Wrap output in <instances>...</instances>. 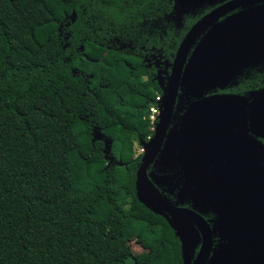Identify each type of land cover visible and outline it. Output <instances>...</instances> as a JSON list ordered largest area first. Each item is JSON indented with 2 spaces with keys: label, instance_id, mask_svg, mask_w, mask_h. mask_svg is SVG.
Instances as JSON below:
<instances>
[{
  "label": "trees",
  "instance_id": "1",
  "mask_svg": "<svg viewBox=\"0 0 264 264\" xmlns=\"http://www.w3.org/2000/svg\"><path fill=\"white\" fill-rule=\"evenodd\" d=\"M175 1L0 0V264H182L135 193L162 93L142 55L171 62L198 19Z\"/></svg>",
  "mask_w": 264,
  "mask_h": 264
},
{
  "label": "water",
  "instance_id": "2",
  "mask_svg": "<svg viewBox=\"0 0 264 264\" xmlns=\"http://www.w3.org/2000/svg\"><path fill=\"white\" fill-rule=\"evenodd\" d=\"M216 1L218 0H176L174 9L184 13L187 9L214 4ZM260 1L262 0L227 2L190 27L171 62L166 87L162 90L160 114L154 133L147 142H140L143 155L135 173L136 198L152 213L162 217L172 229L180 242L182 264L190 262L189 252L198 236L195 225L200 226L201 218L193 210L174 207L158 190L157 187H164L166 182L174 178L154 173L149 176L147 169L153 162L154 165L159 162L162 168L177 165L183 176L179 194L190 193L194 208H197L202 197L208 198L209 202H206L211 204L213 197L223 188L229 192L238 185L245 186L248 176L241 178L233 186L234 177L225 178L230 172V158L219 164L211 151L216 148L217 141H222L221 134L232 133L233 129L236 132L245 129L247 118L254 128L264 130V91L252 93L248 97L216 94L203 98V95L216 88L223 89L240 68V64L251 61L255 55L260 57L262 52L264 54V8L241 12L214 25L220 17L233 9ZM208 28L210 30L203 34ZM198 39L199 42L196 43ZM178 94L196 101L187 107L179 130L172 135L173 140L162 147ZM92 136L93 140L104 142L105 156L111 161L109 165L113 164L114 160L107 157L111 141L99 130H93ZM223 181H227V185ZM200 260L199 254L193 264L200 263Z\"/></svg>",
  "mask_w": 264,
  "mask_h": 264
},
{
  "label": "flooded vegetation",
  "instance_id": "3",
  "mask_svg": "<svg viewBox=\"0 0 264 264\" xmlns=\"http://www.w3.org/2000/svg\"><path fill=\"white\" fill-rule=\"evenodd\" d=\"M231 1L234 0H218L214 4H202L189 9L190 11L187 9L184 14L188 12L195 14L198 16L196 20L198 21L210 11ZM260 8H264V0L235 8L220 17L214 25L241 12ZM198 42L199 39L196 43ZM141 50L147 51L144 47ZM149 50L150 53L142 55V62L150 71L152 81L157 82L162 91L166 87L172 61L162 60L159 54H155L157 50L155 46ZM252 58L251 61L240 64V68L223 89H213L203 95V98L216 94L248 97L252 93L264 91V54L262 52L260 57L255 55ZM247 82H253L255 85H249L248 88ZM234 88L236 92L233 91ZM179 94L162 147L173 140L172 135L179 130L181 118L187 107L196 101ZM160 95L162 96V93ZM255 98L256 96L252 101ZM220 137L223 142L217 141L216 148L211 152L215 154L219 164L225 163L230 158V172L225 178L234 177L233 186H236L235 183H239L241 178L245 179L248 176V180L245 186L238 185L229 192L223 188L213 197L211 204L206 202L207 200L209 202L208 198L202 197L197 203V208H194L190 193L179 194V185L183 183V176L177 165L162 168L159 162H156V165L153 162L147 169V174L149 176L153 173L162 174L174 178L166 182L164 187H156L174 207L193 210L201 218L200 226L192 223L198 236L189 252V264H193L199 254L201 260L198 264H264V130L254 128L247 118L245 129L238 132L233 129L232 133L221 134ZM140 155L142 157L143 152ZM176 159L177 157L174 158V162ZM223 183L227 185V181Z\"/></svg>",
  "mask_w": 264,
  "mask_h": 264
},
{
  "label": "built area",
  "instance_id": "4",
  "mask_svg": "<svg viewBox=\"0 0 264 264\" xmlns=\"http://www.w3.org/2000/svg\"><path fill=\"white\" fill-rule=\"evenodd\" d=\"M160 100H161V95H156L154 101L152 102V104L149 107V113H148V118L149 121L151 123V125L153 126V130L155 127L156 122L158 121V117L160 114ZM150 139V136L147 137V141Z\"/></svg>",
  "mask_w": 264,
  "mask_h": 264
},
{
  "label": "rangeland",
  "instance_id": "5",
  "mask_svg": "<svg viewBox=\"0 0 264 264\" xmlns=\"http://www.w3.org/2000/svg\"><path fill=\"white\" fill-rule=\"evenodd\" d=\"M143 152V148L142 146H140L139 144L135 143L134 144V153H135V156H138L140 155L141 153ZM107 157L109 158V155L107 154ZM110 161V160H109ZM111 162V161H110ZM111 164V163H110ZM131 248L133 250V252L135 253H139L142 251V249L139 247L138 244H136L135 242H132L131 243Z\"/></svg>",
  "mask_w": 264,
  "mask_h": 264
}]
</instances>
